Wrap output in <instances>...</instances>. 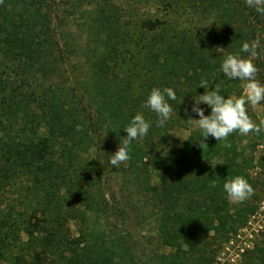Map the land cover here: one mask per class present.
<instances>
[{"label":"trees","instance_id":"trees-1","mask_svg":"<svg viewBox=\"0 0 264 264\" xmlns=\"http://www.w3.org/2000/svg\"><path fill=\"white\" fill-rule=\"evenodd\" d=\"M92 1L93 44L70 41L56 0L0 3V193L26 174L36 203L29 217L38 220L16 222L0 208V257L9 264H213L208 236L229 238L255 210L245 202L230 203L223 184L241 175L257 187L252 150L263 134L250 138L235 132L227 141L210 136L203 150L201 131L189 122L199 119L191 108L194 97L206 91L201 79L210 88L219 86L226 98L242 95L243 81L225 77L221 63L228 54L251 58L241 52L244 42L255 44L264 68L259 52L264 54V16L244 0H200L215 20L213 30L198 37L176 27L170 15L185 0H125L146 10L124 18L113 0ZM162 7L167 12L160 14ZM80 51L83 78L78 86L65 84L69 56ZM154 87L176 92L163 127L145 107ZM200 107L210 115L207 104ZM137 113L152 127L129 145L126 165L112 168L110 156ZM248 113L254 120L250 108ZM176 126L190 134L163 149L160 138H170ZM91 150L97 165L89 160ZM156 169L161 170L160 188L151 183ZM104 173L125 179L128 193L149 197L146 207L169 252H139L133 224L137 207L126 201L122 188L100 182ZM69 220L81 224L76 233ZM256 248L261 258L255 264H264V238Z\"/></svg>","mask_w":264,"mask_h":264},{"label":"rangeland","instance_id":"rangeland-1","mask_svg":"<svg viewBox=\"0 0 264 264\" xmlns=\"http://www.w3.org/2000/svg\"><path fill=\"white\" fill-rule=\"evenodd\" d=\"M113 1L117 13L121 15L120 17L126 16L129 13H140L146 10V5L131 6L128 5L125 0ZM56 2L57 12L61 22L71 34L70 41L78 40L80 44H93V41L90 39L91 32H94V28H91V18L94 16L93 7L91 5L93 1L56 0ZM180 4L182 5L181 7L174 9L173 13H170V15L173 16L172 18L176 19V27H184L189 33L196 34L198 37L202 36L203 32L209 33V31L213 30L211 22H214L215 18L212 17V14L208 13L200 0H185L181 1ZM165 12L167 11H165L163 7L159 9L160 14ZM80 52L72 53L69 56L70 63L67 65L64 72V78L66 79L65 84L72 81L73 86H78L77 82L83 78V63L85 62V57L82 51ZM259 52H261V60H263V50ZM256 57V55H253L250 59L259 70L257 78L261 83H264V68L259 64L260 59H256ZM127 73V69H123L121 71L122 77H126ZM67 79H69V81H67ZM243 83L244 82L241 84L242 95ZM248 108H250L254 121L257 123L259 118H264V101L255 109L251 106H248ZM189 134V129L176 126L170 131V138H160L162 141L161 146L164 147L163 149H169L172 146L171 144H181L186 140ZM260 134H263V138L257 139L259 143L257 147L252 150L256 162V167L252 169V175L257 182V187L254 189L255 194L245 201L246 204L255 207V210L243 223L237 226V231L231 233L229 238H218L213 240L208 236L210 244L208 245L207 251L211 256H215L213 264H255L256 262H260L261 253L256 247L264 238V132ZM256 136L257 134L255 133L249 134L250 138H255ZM161 148L157 150L159 151ZM115 152L116 151H114V153ZM89 160L92 164L97 165L96 161L98 160V156L92 150L89 155ZM124 165L125 164H121L120 167ZM120 167L116 169H120ZM99 168L102 170L100 166ZM101 181L103 184H110L115 190L122 188L126 193V201H130L129 204L131 206L133 204L136 205L137 209L134 211V215L138 214V219L133 220V224L137 225L135 228V236L139 242V252H169L170 248L163 245L158 239L160 225L154 222L150 217L151 207H149V209L146 207L149 197L141 192L132 191V193H128V183L119 175L108 178L107 174L104 173L102 174L100 182ZM151 183L159 188L161 187V170L156 169L152 171ZM31 186L30 178L26 174L17 175L12 180L11 184L0 193V208L3 214L16 219V222L28 219L31 220L32 223H36L38 221L37 218L29 217L33 212V205L36 204ZM37 214L40 216V212H37ZM27 221H25L26 225L28 224ZM25 223H22L21 226L24 227ZM67 224H69V228H71V233H76L78 227L81 225L75 220H69ZM22 237L26 239L27 234L23 232ZM0 264L9 263L5 258L0 257Z\"/></svg>","mask_w":264,"mask_h":264},{"label":"clouds","instance_id":"clouds-1","mask_svg":"<svg viewBox=\"0 0 264 264\" xmlns=\"http://www.w3.org/2000/svg\"><path fill=\"white\" fill-rule=\"evenodd\" d=\"M0 3H3V0H0ZM245 3L264 16V0H245ZM255 47V44L244 42L241 52L255 55ZM221 71L229 80L238 79L244 82L243 95H230L226 98L220 94L219 86L210 88L208 80L201 79L199 86L206 91L194 97L195 103L191 108L192 112L198 114L199 119L189 118V122L200 129L202 135L200 147L203 150L208 147L206 139L210 136L218 141H227L235 132L244 136L250 133L259 135L264 132V118H259L257 123L248 113V106L255 109L264 101V83L257 78L258 68L250 58L242 57L240 54H228L221 63ZM169 100H176V92L171 87L163 89L154 87L147 97L145 107L156 113L157 127L165 126L171 118L173 109ZM202 102L210 107V115H205L204 108L200 107ZM185 111L187 112L188 109ZM151 127L152 122L146 120L142 113H137L124 127L127 136L120 142L118 150L111 154L109 165L112 168H119L121 164L126 165L130 159L129 145L132 141L147 136ZM226 146L230 147V144ZM223 189L232 204L243 203L255 194L251 183L241 175L228 178L223 184Z\"/></svg>","mask_w":264,"mask_h":264},{"label":"built area","instance_id":"built-area-1","mask_svg":"<svg viewBox=\"0 0 264 264\" xmlns=\"http://www.w3.org/2000/svg\"><path fill=\"white\" fill-rule=\"evenodd\" d=\"M247 245V244H246ZM244 250V249H243Z\"/></svg>","mask_w":264,"mask_h":264}]
</instances>
